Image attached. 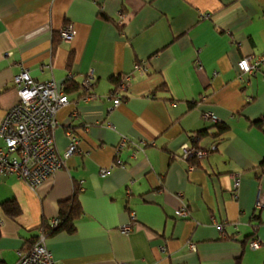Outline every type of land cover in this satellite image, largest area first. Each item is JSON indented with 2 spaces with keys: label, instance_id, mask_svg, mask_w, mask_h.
<instances>
[{
  "label": "crops",
  "instance_id": "obj_1",
  "mask_svg": "<svg viewBox=\"0 0 264 264\" xmlns=\"http://www.w3.org/2000/svg\"><path fill=\"white\" fill-rule=\"evenodd\" d=\"M261 54L264 0H0V123L21 68L58 84L73 75L53 129L63 167L34 190L0 175V264H15L75 192L74 231L46 235L58 262L264 264V61L242 80L237 67ZM131 71L113 106L117 76ZM87 73L92 97L81 87ZM69 132L78 149L66 157ZM193 132L206 155L187 161L180 147ZM8 200L17 215L4 212ZM182 203L187 218L176 213ZM253 238L260 248L248 246Z\"/></svg>",
  "mask_w": 264,
  "mask_h": 264
},
{
  "label": "built area",
  "instance_id": "obj_2",
  "mask_svg": "<svg viewBox=\"0 0 264 264\" xmlns=\"http://www.w3.org/2000/svg\"><path fill=\"white\" fill-rule=\"evenodd\" d=\"M62 40L70 41L73 38L72 25L65 24L60 31ZM239 46V43H238ZM264 61V54L254 56L245 55L237 62L239 69L238 78L242 80L244 74H254L260 63ZM140 74L145 71L143 63H135L133 71ZM133 71L123 74L111 96L113 106L121 103L123 94L128 90ZM216 74V73H213ZM73 78L72 73H67L63 83L58 84L54 79L38 81L31 77L27 67L12 77L13 86L17 92V101L4 113L0 123V137L4 142V147H0V175H14L23 180L30 189H36L48 177L63 167V160L57 154L54 146L53 129L56 125L55 115L57 110L68 104V98L64 91L65 82ZM92 74L87 73L81 87L83 93L89 97ZM202 117L209 119L213 123H218L219 119L209 112H204ZM70 144L65 151V156H69L78 149V139L69 132ZM198 140V133L193 132L189 137V142L181 145V158L184 160H195L205 157L206 151L195 145ZM125 144V138L121 142L116 152ZM119 162V161H118ZM194 168L190 165L189 169ZM107 169L100 170L102 176L107 174ZM238 185L237 175L233 174V187ZM264 204L257 202L258 207ZM182 218L189 217V210L185 204H181L176 211ZM134 218V214L131 213ZM1 223V220H0ZM58 223V218L49 220V224L54 226ZM219 230L223 226L216 225ZM130 226L124 225L120 231L126 233ZM252 249L261 247V243L253 238L248 242ZM190 249H194L192 243L188 244ZM15 264H65L54 259L52 253L46 246V235L41 230L34 241L28 247H23L17 251Z\"/></svg>",
  "mask_w": 264,
  "mask_h": 264
},
{
  "label": "trees",
  "instance_id": "obj_3",
  "mask_svg": "<svg viewBox=\"0 0 264 264\" xmlns=\"http://www.w3.org/2000/svg\"><path fill=\"white\" fill-rule=\"evenodd\" d=\"M58 39L60 40L59 33H58V35H55L53 41H56ZM119 79H120V77L117 76L116 83L119 81ZM66 82H65V84H66ZM67 89H68V87L65 90H67ZM215 124H218V123H215ZM223 130H225V127H221L220 130H218V132H222ZM198 138H199V134H198ZM1 206L4 210V212L6 214H8L9 216H15L20 211L17 202L14 200L4 201L1 203ZM58 210H59V212H58V223L56 225L51 226L47 221H43L41 223V229L45 235H51V234H54V233L59 232V231H66L68 233H71L74 231V221L81 214V207H80V204L78 202V193L75 192L73 194V196H71L70 198L63 200V201H60L58 203ZM30 244L23 246V247H28V246H30Z\"/></svg>",
  "mask_w": 264,
  "mask_h": 264
}]
</instances>
